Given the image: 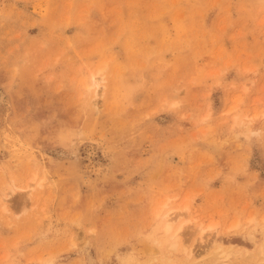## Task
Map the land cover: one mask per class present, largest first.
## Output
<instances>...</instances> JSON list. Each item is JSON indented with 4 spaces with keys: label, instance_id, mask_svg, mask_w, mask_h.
Instances as JSON below:
<instances>
[{
    "label": "rangeland",
    "instance_id": "1",
    "mask_svg": "<svg viewBox=\"0 0 264 264\" xmlns=\"http://www.w3.org/2000/svg\"><path fill=\"white\" fill-rule=\"evenodd\" d=\"M263 222L264 0H0V264H254Z\"/></svg>",
    "mask_w": 264,
    "mask_h": 264
},
{
    "label": "bare ground",
    "instance_id": "2",
    "mask_svg": "<svg viewBox=\"0 0 264 264\" xmlns=\"http://www.w3.org/2000/svg\"><path fill=\"white\" fill-rule=\"evenodd\" d=\"M102 71V68L99 69L98 72H95L93 73V80H92V83L91 84H87L85 83V85L88 87V88H91V87H95V94L97 96H100L102 95V91H103V83H102V76H100V72ZM249 127V125H248ZM30 187H32V185H29ZM163 208V206H162ZM162 208H160L157 212V215H161L163 217H165L167 221H165V226H164V229H165V232L169 233L170 232V235L171 237L173 238V240L171 241V244L172 246H176L178 241H179V234H180V231L182 228H184V224H180L179 226H177L176 228H173V225L171 223V220H174V218L180 216L183 212H186L190 209V206L188 205L187 202H185L184 206H183V211H169V212H162ZM180 209V208H179ZM175 214V217H173V215ZM251 220V219H249ZM253 220V219H252ZM188 221V220H187ZM264 223V222H263ZM186 224V223H185ZM203 223L202 222H197V221H193V224L194 227L191 225V227H193L195 229V232L198 231V234H199V237H198V240L202 243H206V245L208 246L209 245V242H215V236L216 235H213L214 238H211L209 239L207 237V231L210 232L212 231L211 229L215 228L217 224H209L207 227L206 226H203L202 225ZM238 222L234 225L235 227L238 226ZM217 228V227H216ZM210 230V231H209ZM263 238L261 240L260 243H257L256 245V249L254 251H247V253H245L246 255H244V260L247 261L246 263H254V264H264V227H263ZM214 232V230H213ZM211 233V232H210ZM209 233V234H210ZM193 234V233H192ZM208 234V235H209ZM213 234V233H212ZM251 237H254L253 233L252 232H249V234ZM211 240V241H210ZM208 242V243H207ZM218 244V243H217ZM232 247H234V245H231ZM230 246V247H231ZM200 247V246H199ZM204 247V246H203ZM196 249H194L192 246H189V245H186L185 246V251H187V256L188 258L190 259H193L189 264H231V261H232V257H236L238 252L240 250H234L232 248H224L223 245H216V250L215 252H212V255H210V258L209 260L203 262L202 260L199 261V260H195V258L198 256V253L195 251ZM208 257V256H207ZM226 259H228L230 261L229 262H226ZM261 262V263H258V262Z\"/></svg>",
    "mask_w": 264,
    "mask_h": 264
}]
</instances>
